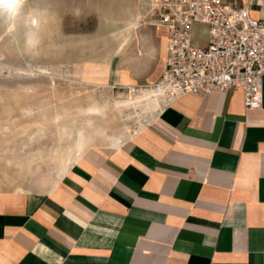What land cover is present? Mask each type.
I'll use <instances>...</instances> for the list:
<instances>
[{
    "label": "crops",
    "instance_id": "0c3cea01",
    "mask_svg": "<svg viewBox=\"0 0 264 264\" xmlns=\"http://www.w3.org/2000/svg\"><path fill=\"white\" fill-rule=\"evenodd\" d=\"M161 99L53 182L0 187V264H264V76L258 108L234 88Z\"/></svg>",
    "mask_w": 264,
    "mask_h": 264
},
{
    "label": "rangeland",
    "instance_id": "374dc122",
    "mask_svg": "<svg viewBox=\"0 0 264 264\" xmlns=\"http://www.w3.org/2000/svg\"><path fill=\"white\" fill-rule=\"evenodd\" d=\"M113 1L24 0L15 21L0 16V187L49 184L87 147L124 139L156 113L135 101L164 59L153 0H121L119 13ZM193 41L206 42L202 25Z\"/></svg>",
    "mask_w": 264,
    "mask_h": 264
},
{
    "label": "built area",
    "instance_id": "2783aa9c",
    "mask_svg": "<svg viewBox=\"0 0 264 264\" xmlns=\"http://www.w3.org/2000/svg\"><path fill=\"white\" fill-rule=\"evenodd\" d=\"M150 23L166 33L165 65L149 86L162 104L185 93L240 89L243 105L258 108L264 76V19L245 5L221 0H153ZM202 25L206 42L193 41Z\"/></svg>",
    "mask_w": 264,
    "mask_h": 264
},
{
    "label": "bare ground",
    "instance_id": "6f19581e",
    "mask_svg": "<svg viewBox=\"0 0 264 264\" xmlns=\"http://www.w3.org/2000/svg\"><path fill=\"white\" fill-rule=\"evenodd\" d=\"M113 2H114V4H113V6H114V12L119 13L121 11V8H122V5H123L122 1L121 0H114ZM30 21L32 22V24H35L36 25L38 23V17L35 14L34 15H30ZM135 24H136V22H130L129 23V27L132 28V27H134ZM123 46L124 45L122 44L120 46V49H122ZM164 58H165V56H164ZM161 96H162L161 95V92L158 89H156V88H142L135 95V101L136 102H140L142 104H143V102H145L146 107H148L150 109H153V108L157 107V101H158V99ZM127 102L128 101L126 100V103ZM95 106H97V105H95ZM118 140H119V137H116V138L113 137V139L110 142H111V144L116 145L117 142H118ZM83 141H84L83 132H82V130H79L78 133H77V141H76L77 142V147H78L79 154L84 149L83 143L85 141L84 142ZM63 172H65V169L63 170Z\"/></svg>",
    "mask_w": 264,
    "mask_h": 264
},
{
    "label": "clouds",
    "instance_id": "9594fccd",
    "mask_svg": "<svg viewBox=\"0 0 264 264\" xmlns=\"http://www.w3.org/2000/svg\"><path fill=\"white\" fill-rule=\"evenodd\" d=\"M24 0H0V16L9 21H15L23 7ZM14 27V24L12 25ZM34 36H29V43H32Z\"/></svg>",
    "mask_w": 264,
    "mask_h": 264
}]
</instances>
